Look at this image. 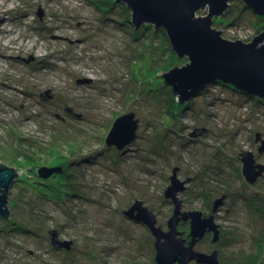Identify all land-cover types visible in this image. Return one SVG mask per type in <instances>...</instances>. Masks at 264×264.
I'll return each mask as SVG.
<instances>
[{
  "label": "rangeland",
  "instance_id": "rangeland-1",
  "mask_svg": "<svg viewBox=\"0 0 264 264\" xmlns=\"http://www.w3.org/2000/svg\"><path fill=\"white\" fill-rule=\"evenodd\" d=\"M125 5L0 0V160L24 179L10 188L11 218L0 216V264H157L150 229L124 211L142 200L167 228L174 169L185 185L183 211L209 216L222 201L220 240L212 234L199 250L264 264V176L248 182L239 159L253 151L264 163V97L217 81L175 102L162 74L188 58L154 25L136 28ZM233 15L240 17L213 24L223 37L250 42L259 34L255 13ZM131 111L137 138L124 151L108 146L113 122ZM35 166L61 170L45 178ZM71 184L77 193L66 195Z\"/></svg>",
  "mask_w": 264,
  "mask_h": 264
},
{
  "label": "water",
  "instance_id": "water-1",
  "mask_svg": "<svg viewBox=\"0 0 264 264\" xmlns=\"http://www.w3.org/2000/svg\"><path fill=\"white\" fill-rule=\"evenodd\" d=\"M123 2L131 11V22L138 28L142 24H152L155 29H164L174 53L180 58H188L182 66H174L163 75L165 83L172 87L180 102L205 91L217 81L232 84L236 89L252 96L264 97V30L250 42L230 40L222 36V30L213 27L214 19L225 15L235 0H117ZM246 7L264 16V0H240ZM208 10L203 16L197 13ZM42 14V13H40ZM1 17V16H0ZM31 56L28 61L34 60ZM89 81L85 80L84 82ZM140 119L136 112L125 113L113 122L106 138L108 146L124 150L138 136ZM260 140L259 153L264 152V139ZM242 173L248 182L255 183L264 176V163L257 161L253 151L241 154ZM0 163V216L11 217L9 208V192L15 180L20 177L16 167ZM61 167H38L35 174L49 177ZM185 190L174 169L171 185L166 190V197L175 204L174 213L168 221V230L158 225L156 213L137 200L134 205L124 211L131 220L146 225L156 238L155 261L157 264H223L219 253L211 254L198 251L195 246L208 232L213 233V242L220 240L221 228L216 222V212L221 199L214 205V212L204 216L202 211H183L179 192ZM137 211V214L134 212ZM190 220L191 239L187 241L178 229L180 222ZM56 232L54 233L55 236ZM57 247L72 248V240L55 241Z\"/></svg>",
  "mask_w": 264,
  "mask_h": 264
},
{
  "label": "trees",
  "instance_id": "trees-1",
  "mask_svg": "<svg viewBox=\"0 0 264 264\" xmlns=\"http://www.w3.org/2000/svg\"><path fill=\"white\" fill-rule=\"evenodd\" d=\"M115 1H117V0H115ZM117 2H118V1H117ZM114 5H115V4H114ZM241 6H242V7H241ZM124 9L126 10L128 16L130 17V15H131V11H130V9L127 7V5L124 6ZM236 9H240V10H241V9H242V10H244V9H248L250 12L255 13V16H256V19H257V20H254V22H255L254 27L256 28V30H257L258 33H261V32L264 30V16H262V15L256 13V12H254L252 9L246 7L245 4H244L242 1H240V0H235V1H233V2L231 3V5L229 6V9L226 11V13H225V15H224L223 17L228 16L229 18L227 17V19H230V22L232 23L234 20H236L238 17H240V15H233V16H230V15L234 12V10H236ZM223 17H217V18H215V19H214V24L219 25V24L223 23V21H224V18H223ZM128 21H130L129 18H128ZM153 29H154V31H157V30H158V29L155 30V27H154ZM159 31H161V35H163L165 41H168V43H169V39H168V36H167L166 31H165L164 29H161V28L159 29ZM145 33H148V31H146ZM156 33H157V32H156ZM169 46H170V43H169ZM170 49L172 50L171 46H170ZM172 52H173V51H172ZM175 56H176V55L173 53V57H175ZM165 84H166V83H165ZM166 85H167V84H166ZM233 89H236V88L234 87ZM176 95H177L176 93H173V98H174V100L176 99ZM177 96H178V95H177ZM249 96H251V95H249ZM177 101H178V100H177ZM177 101L175 100V102H177ZM180 101H181V100H180ZM258 101L261 102L262 100H261V99H258ZM123 151H124V150H123ZM0 165H3V164L0 163ZM37 168H38V166H35V167H34V169H37ZM18 179L24 180V179H22L21 177H19ZM70 191H72L71 193H73V192L75 191L74 194L77 193L75 187H73V184H71L69 188L62 189V192H63V193H66V195H69L68 193H69ZM224 195H226V198H227V194H224ZM11 215H12V214H11ZM10 218H11V217H10ZM185 229H186V228H185ZM223 260H224V259H223ZM225 263L230 264L229 261H225Z\"/></svg>",
  "mask_w": 264,
  "mask_h": 264
},
{
  "label": "flooded vegetation",
  "instance_id": "flooded-vegetation-1",
  "mask_svg": "<svg viewBox=\"0 0 264 264\" xmlns=\"http://www.w3.org/2000/svg\"><path fill=\"white\" fill-rule=\"evenodd\" d=\"M43 95H44V93H43ZM67 110L69 111V110H71V108H67ZM262 139H264V138H262ZM255 156H256V154H255ZM257 158V157H256ZM240 159V161H241V157L239 158ZM257 161H258V159H257ZM259 162V161H258ZM139 200V199H138ZM135 204V203H134ZM145 205V204H144ZM191 211H193V210H191ZM138 212L137 211H135L134 212V214H137ZM204 214V213H203ZM204 216H206L205 214H204ZM158 219V218H157ZM135 223H137V224H142V225H144L143 223H139V222H137V221H135V220H133ZM158 225H161L162 226V228L165 230V231H167L168 230V225H167V228H164L163 227V224H160L159 223V221H158ZM182 225H188L189 226V228H188V230L186 229V230H182L181 229V226ZM178 229L182 232V236L187 240V241H189L190 239H191V237L189 236V232H190V220H187V221H184V220H182L181 222H180V224H179V227H178ZM209 234H207V235H205V237L203 238V239H201L200 241H198V243L196 244V246H195V248L198 250V251H201V250H199V248H198V245L200 244V242H202V241H207L208 240V238H210L211 237V235L213 234V233H211V232H208ZM154 236V235H153ZM214 236V235H213ZM220 236H221V234H220ZM155 238V237H154ZM155 240H156V238H155ZM154 243H155V241H154ZM57 246V245H56ZM155 247V246H154ZM156 249V248H155ZM214 250H217L218 251V253H219V259H220V261H221V263H223V264H227V263H225V261L223 260V258L221 257V252H220V250L219 249H213L212 251H202V252H205V253H208V254H211ZM156 257V256H155ZM191 264H196V262L195 261H193V262H191Z\"/></svg>",
  "mask_w": 264,
  "mask_h": 264
},
{
  "label": "bare ground",
  "instance_id": "bare-ground-1",
  "mask_svg": "<svg viewBox=\"0 0 264 264\" xmlns=\"http://www.w3.org/2000/svg\"><path fill=\"white\" fill-rule=\"evenodd\" d=\"M263 16V15H262ZM32 61H34V60H32ZM32 61H30L31 63H32ZM223 203H224V200H223Z\"/></svg>",
  "mask_w": 264,
  "mask_h": 264
},
{
  "label": "clouds",
  "instance_id": "clouds-1",
  "mask_svg": "<svg viewBox=\"0 0 264 264\" xmlns=\"http://www.w3.org/2000/svg\"><path fill=\"white\" fill-rule=\"evenodd\" d=\"M34 57H35V58H37V56H36V55H35Z\"/></svg>",
  "mask_w": 264,
  "mask_h": 264
}]
</instances>
